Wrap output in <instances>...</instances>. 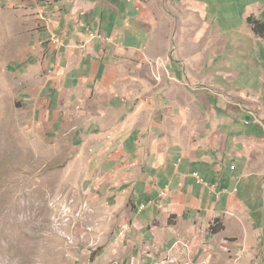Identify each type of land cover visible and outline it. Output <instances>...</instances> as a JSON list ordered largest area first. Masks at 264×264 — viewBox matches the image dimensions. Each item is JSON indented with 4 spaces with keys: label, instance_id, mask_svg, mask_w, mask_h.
I'll use <instances>...</instances> for the list:
<instances>
[{
    "label": "crops",
    "instance_id": "0c3cea01",
    "mask_svg": "<svg viewBox=\"0 0 264 264\" xmlns=\"http://www.w3.org/2000/svg\"><path fill=\"white\" fill-rule=\"evenodd\" d=\"M164 5L0 0L8 31L0 53L11 47L12 63L43 75L27 93L32 110L43 108L29 116L57 123L74 115L75 132L93 140L87 147L99 172L92 188L105 185L126 205L128 235L141 236L152 252L174 251L188 239L196 264H264V93L231 98L170 66L152 43L129 44L128 28L149 32L157 15L166 18ZM148 57L162 59L151 67L159 80L115 76L128 73L122 63Z\"/></svg>",
    "mask_w": 264,
    "mask_h": 264
},
{
    "label": "rangeland",
    "instance_id": "374dc122",
    "mask_svg": "<svg viewBox=\"0 0 264 264\" xmlns=\"http://www.w3.org/2000/svg\"><path fill=\"white\" fill-rule=\"evenodd\" d=\"M163 1L166 18L157 15L151 34L128 28L129 44L152 43V52L168 58L170 66L194 72L231 98L264 93V41L246 23L250 14L264 20V0ZM5 18L0 12V50L2 32L8 33ZM14 55L11 47L0 53V264H14L16 250L24 255L22 264H196L188 239L174 251L152 252L155 247L141 236L127 234L126 205L105 185L92 188L99 172L97 154L87 147L93 140L75 132L74 115L57 123L29 116L43 107L32 110L28 89L40 88L44 78L40 70L17 67ZM150 57L122 63L128 73L115 76L159 80L151 67L156 70L162 59ZM40 98L47 100L49 92ZM241 117L244 123L251 119L247 113ZM51 125L62 131L51 132Z\"/></svg>",
    "mask_w": 264,
    "mask_h": 264
},
{
    "label": "trees",
    "instance_id": "16d2710c",
    "mask_svg": "<svg viewBox=\"0 0 264 264\" xmlns=\"http://www.w3.org/2000/svg\"><path fill=\"white\" fill-rule=\"evenodd\" d=\"M246 22L251 31L258 37L264 39V20L257 18L255 15L250 14L246 17ZM211 230H214L211 228Z\"/></svg>",
    "mask_w": 264,
    "mask_h": 264
},
{
    "label": "bare ground",
    "instance_id": "6f19581e",
    "mask_svg": "<svg viewBox=\"0 0 264 264\" xmlns=\"http://www.w3.org/2000/svg\"><path fill=\"white\" fill-rule=\"evenodd\" d=\"M43 220H45V219H43ZM10 222V221H9ZM12 224V223H11ZM20 230V229H19ZM6 252V251H5ZM23 252V251H22ZM25 252V251H24ZM14 253H16V254H19L18 255V257H16L15 259H13V263L14 264H22L23 263V259H22V257L24 256V255H22L23 253H21L20 252V250H16V252L14 251ZM2 254V253H1ZM44 254V253H43Z\"/></svg>",
    "mask_w": 264,
    "mask_h": 264
},
{
    "label": "built area",
    "instance_id": "2783aa9c",
    "mask_svg": "<svg viewBox=\"0 0 264 264\" xmlns=\"http://www.w3.org/2000/svg\"><path fill=\"white\" fill-rule=\"evenodd\" d=\"M164 194V193H163Z\"/></svg>",
    "mask_w": 264,
    "mask_h": 264
}]
</instances>
